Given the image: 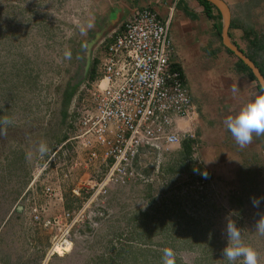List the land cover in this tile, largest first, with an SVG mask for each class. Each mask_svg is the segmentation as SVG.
<instances>
[{
	"label": "rangeland",
	"instance_id": "1",
	"mask_svg": "<svg viewBox=\"0 0 264 264\" xmlns=\"http://www.w3.org/2000/svg\"><path fill=\"white\" fill-rule=\"evenodd\" d=\"M85 6V0H0V120L11 121L0 125V264L6 261L14 264H132L130 255L123 262L122 252L116 255L106 246L108 243L103 244L105 239L100 234L106 236V231L116 251L129 244L132 250L143 252L146 260L140 264H152L153 259L163 264L166 248L173 250L175 264H229L223 257L228 243L225 233L228 220L237 224L245 241L256 248L259 264H264V236L255 230L256 221L264 215V193L259 196L261 202L257 209L253 204L242 206L241 210L235 205L229 207V193L240 186L217 184L205 175L196 132L197 162L179 165L183 170L172 174L159 171L151 188L147 189L148 195L145 186L136 183L110 186L103 203V216L99 219L97 234H100L95 232L93 241H76L74 248L64 256H46L48 231L35 226L31 211L41 206L44 212L55 214L69 200L72 206L76 205L77 200L70 196L69 188L87 174L79 169L71 181H64L58 165L51 162V158H57L58 162L59 145L72 135L67 122L82 85L89 80L88 70L97 48L91 32L85 29L84 13L88 9ZM234 9L237 18L233 22L252 25L253 29L264 33V0H248ZM235 42L244 49L243 37L236 38ZM87 61L88 68H85ZM186 80L190 88L194 77L187 74ZM41 144L47 146L43 155L39 152ZM54 150L58 151L52 156ZM262 168L259 184L264 189ZM47 184L55 191L59 189L63 194L61 201L55 199V195L42 194ZM236 195L243 196L238 192ZM160 199L165 201L163 211L179 204L183 209L182 212L175 210L177 214L184 213L193 221H199L197 230L201 228L200 234L205 237L213 235L212 245L195 243L189 248L175 237L172 230L176 224L169 227L159 224L162 214L152 210L151 205ZM139 211L143 213L136 217L138 222L133 221L131 225L126 222L127 216L137 215ZM133 227L141 232L140 236L133 235L126 240ZM201 247L211 250L209 259L202 258ZM55 251L61 253L68 249L55 247ZM29 253L36 255L29 258ZM111 256L113 259L109 261ZM235 264H242V260Z\"/></svg>",
	"mask_w": 264,
	"mask_h": 264
},
{
	"label": "built area",
	"instance_id": "2",
	"mask_svg": "<svg viewBox=\"0 0 264 264\" xmlns=\"http://www.w3.org/2000/svg\"><path fill=\"white\" fill-rule=\"evenodd\" d=\"M172 10L173 3L162 17L149 7L135 9L98 42L92 58L95 75L82 85L70 116L72 135L59 145L58 162L51 158L64 181H71L79 169L87 171L69 188L77 204L55 214L41 206L31 211L35 226L51 234L47 256L56 253L55 247L89 236L103 216L111 185L150 180L141 172L149 154H155V173L182 139L194 140L196 106L173 66L178 62L169 38ZM190 150L195 153V141ZM42 194L58 201L63 196L49 184Z\"/></svg>",
	"mask_w": 264,
	"mask_h": 264
},
{
	"label": "crops",
	"instance_id": "3",
	"mask_svg": "<svg viewBox=\"0 0 264 264\" xmlns=\"http://www.w3.org/2000/svg\"><path fill=\"white\" fill-rule=\"evenodd\" d=\"M223 1L229 8L231 19L236 16L234 8L248 0ZM172 3L169 38L177 54L175 61L178 60L176 62L181 66L185 80L187 74L194 77L190 88L187 87L196 106L191 128L198 134L199 159L204 173L217 184L229 183L233 187L244 185L250 173L255 174L253 179L258 182L257 172L261 165L264 167V136L254 134L252 142L241 148L226 129L224 121L247 103L254 93L261 91L256 87V79H250L235 69V58H231L234 54L227 53L221 38L219 42L214 36L213 21L205 16L197 0H85V9L88 6L84 13L85 29L91 32L96 43L113 33L135 9L149 7L163 17ZM231 3H235V7ZM228 31L232 42L242 35L239 28L228 27ZM46 235L49 238L48 232ZM32 255L36 254L29 253L27 257ZM9 263L14 264L6 261Z\"/></svg>",
	"mask_w": 264,
	"mask_h": 264
},
{
	"label": "trees",
	"instance_id": "4",
	"mask_svg": "<svg viewBox=\"0 0 264 264\" xmlns=\"http://www.w3.org/2000/svg\"><path fill=\"white\" fill-rule=\"evenodd\" d=\"M199 2V4L202 6V11L205 14V16L213 21L212 27H213V33L214 36L219 40L220 42V28H221V22H220V15L217 11V9L210 4L209 2H207L206 0H197ZM237 17H233L230 19L229 22V28H239L241 30V37H243L245 39V47L244 49H241L236 42H233L235 45H237L239 47V49L242 51V53H244L246 55V57H248L253 63L254 65L258 68L259 72L261 73V75L264 78V33H260V31H256L255 29H253L250 25H244L242 23H235L233 22ZM228 36L230 37V32L228 31ZM224 50L229 53V54H233L228 48L224 47ZM235 57V56H234ZM95 64H96V60H93L89 70H88V79L91 80L94 75H95ZM174 67H176L182 77L184 78V74L183 71L181 70V68L179 67L178 64L174 63L173 64ZM234 67L238 72L247 74V76L250 79L255 80L254 75L252 74L251 70L237 57H235V63H234ZM185 79V78H184ZM256 87L259 91L260 87L258 85V83H256ZM71 117L69 118V121L67 122V127L71 128ZM67 135V134H64ZM66 136H64L62 138V140L65 138ZM190 141L189 140H182V142L180 143V147L173 152L169 157L166 163H164V166H161L160 169H162V171H166V172H170L171 174L173 172H178L182 171L183 168H179V165H185V162L188 159L189 153H190ZM151 168H147L144 170L145 174H148ZM262 167L260 166L259 171L257 172V174L261 173L262 171ZM250 176L246 178L245 184L241 185L238 189H236L234 192L229 193L230 197H228L227 202L229 204V207H232L233 205H235V207L237 208V210H241L242 206H248V205H252V198L256 197V198H260L259 196H262L264 193V189L261 187V185L259 184L262 179L259 178V181L257 182V180H254V173H250ZM264 180V179H263ZM151 188L150 185H145L144 187V191L145 193H147L148 195V191ZM240 193L241 195L243 194V196L240 195H236V193ZM192 197V196H191ZM264 197V196H263ZM66 200V199H65ZM262 201L263 198H262ZM175 205V204H174ZM73 206L70 203V200L67 201L64 205V208L66 210H70ZM176 207V208H175ZM169 211H163L164 209H166V205H165V201L164 200H156L154 201V203L151 205V209L156 211V212H161V217L159 218L158 222H161L159 224H161L164 227H169L172 224H176L177 227H175V229H173V233L175 234V237L180 238L182 240V242L184 243V245H188L189 248L192 247L193 244L197 243L201 245L205 244L207 247L212 245V240L214 238V236H208L205 237L203 234L201 233V228L198 229V222L193 221V219L190 217H188L187 215H185L184 213L182 214H177L175 212L176 211H181L182 209L180 207L179 204H176L174 207L169 206ZM257 209V207H256ZM163 211V212H162ZM139 214H133L132 216H127L126 218V222H128L130 225L131 223H133V221L138 222L136 220V217L141 216L140 214L143 213V211H139ZM256 217V216H255ZM107 219V218H106ZM135 228V229H134ZM167 230V229H165ZM140 232V231H139ZM137 233V234H136ZM141 233V232H140ZM140 233H138V231L136 230V227H133V230L128 234L129 236L127 237L126 240H129L131 236L133 235H137V237L140 236ZM100 234V233H98ZM106 236H103V234L100 236L104 237V241L102 240L103 244H107V247H109L110 251L113 252L114 254L116 253V255L120 254V252H122V256L121 259L124 262L125 259L127 258V255H130V261L132 262V264H140L141 262H144L146 260V255L139 249H135L132 250L129 246V244H125L123 247H121L118 251H116L115 249H113V247L111 246V242H110V237L107 234L106 231ZM115 234V232H114ZM113 235V234H112ZM108 237V238H106ZM118 239V238H117ZM175 241V239H172ZM102 244V245H103ZM110 244V245H109ZM122 250V251H121ZM211 250L205 249V248H200V253L202 258L204 259H209L210 255H211ZM113 257L111 256V258L109 259L112 260ZM225 262L227 261L226 258ZM152 264H157V262L153 259L152 260ZM146 264V263H144ZM162 264V263H159Z\"/></svg>",
	"mask_w": 264,
	"mask_h": 264
},
{
	"label": "clouds",
	"instance_id": "5",
	"mask_svg": "<svg viewBox=\"0 0 264 264\" xmlns=\"http://www.w3.org/2000/svg\"><path fill=\"white\" fill-rule=\"evenodd\" d=\"M92 61L93 59L91 60V63ZM233 91L235 92L237 91V89H233ZM10 123L11 121L8 118H4L3 120H0V125H6ZM224 125L226 129L231 133L235 142L241 148L247 146L248 144L252 142L254 134L258 137L264 136V92H260L259 94L254 93L251 99L247 103L242 105L238 111H236L232 115L227 116V118L224 121ZM193 132H194V140L182 139V140H189L190 146H191L192 141L193 142L195 141L196 143L195 131L193 130ZM182 140L180 141V143L182 142ZM179 147H180V144L178 147L173 148L169 154L164 155L163 159L161 160L159 164V168L157 172L155 173L153 169L154 168L153 159L155 157V154L154 153L149 154L150 158L148 161H146L147 164L144 167H142L141 172L146 178H151V179L147 181H143V180H136V181H131V182L128 181L126 184L129 185V184L136 183V184H139L140 186L151 185L153 179L157 178V174L159 173V171L161 173L162 169L160 168L164 164V161H167L168 157L173 152H175ZM46 151H47V146L45 144H41L39 146V152L43 155L44 153H46ZM197 161H198V157L196 156L195 153L192 154L190 150L188 159L185 163H190V162L195 163ZM147 168H151V169L148 174H145L144 170ZM111 186H114V185H111ZM260 202H261L260 198H256V197L252 198V204L254 207H258ZM99 219L100 218H98L97 220L96 228L89 231V236L83 239H85L86 241H90L92 239L93 241L94 236L98 235L97 229L99 225ZM255 230L259 235L264 236V215H262L256 221ZM95 232H96V235L94 234ZM225 233L227 236L228 243L226 247L223 249V257L227 259L229 264H235L237 260H242V264H259L258 252L256 248L252 246L250 243H248L247 241H245V239L242 237L241 229L237 226V224L234 221L228 220L225 226ZM49 235L51 237L50 233ZM50 237H49L46 250L51 244ZM75 242H73V244L70 246L68 251H63L60 256L59 254H56V253H54L53 255H55L56 257H61V256L68 254L74 248ZM174 256L175 254L172 249L170 248L164 249L163 258H162L163 264H175ZM47 257H50V256H47Z\"/></svg>",
	"mask_w": 264,
	"mask_h": 264
},
{
	"label": "water",
	"instance_id": "6",
	"mask_svg": "<svg viewBox=\"0 0 264 264\" xmlns=\"http://www.w3.org/2000/svg\"><path fill=\"white\" fill-rule=\"evenodd\" d=\"M206 1L212 4L217 9L220 15V20H221L220 38L222 45L228 48L237 58H239L251 70L252 74L254 75L261 89V92H264V78L259 72L258 68L248 57H246L244 53H242L239 47L229 39L227 30L230 22V11L227 4L223 0H206ZM100 40H98L95 43V45H97ZM87 66H88V61L87 63H85V68Z\"/></svg>",
	"mask_w": 264,
	"mask_h": 264
},
{
	"label": "bare ground",
	"instance_id": "7",
	"mask_svg": "<svg viewBox=\"0 0 264 264\" xmlns=\"http://www.w3.org/2000/svg\"><path fill=\"white\" fill-rule=\"evenodd\" d=\"M59 247H62V248H64V249H68L69 250V248H70V246H69V244H63V245H61V246H59ZM56 254H61L60 252L59 253H56Z\"/></svg>",
	"mask_w": 264,
	"mask_h": 264
}]
</instances>
